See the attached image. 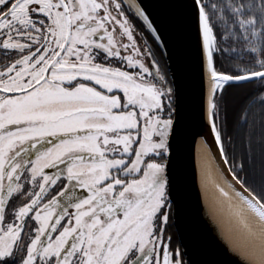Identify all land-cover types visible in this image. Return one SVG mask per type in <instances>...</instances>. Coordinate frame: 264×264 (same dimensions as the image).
I'll return each mask as SVG.
<instances>
[{
	"label": "snow or ice",
	"instance_id": "obj_1",
	"mask_svg": "<svg viewBox=\"0 0 264 264\" xmlns=\"http://www.w3.org/2000/svg\"><path fill=\"white\" fill-rule=\"evenodd\" d=\"M160 7L0 0V264H213L183 228L197 137L264 240V0Z\"/></svg>",
	"mask_w": 264,
	"mask_h": 264
},
{
	"label": "water",
	"instance_id": "obj_2",
	"mask_svg": "<svg viewBox=\"0 0 264 264\" xmlns=\"http://www.w3.org/2000/svg\"><path fill=\"white\" fill-rule=\"evenodd\" d=\"M130 2H136V0H130ZM164 2L165 0H145L150 8L160 12L166 11L160 7ZM176 54L182 59L184 65L182 84L185 120L189 127L195 130L203 86L196 56L194 33H190L184 39ZM196 141L184 144V167L191 180V204L183 220L186 234L195 241L197 248L213 264H264V254L260 251L262 247L256 241L260 240L252 239L247 235L248 229L245 223L243 221H239L240 225L234 221L232 223L213 195L210 198L215 200L217 208L213 202L206 199L198 175ZM206 146L217 174L228 186L224 173L209 150V146L207 144ZM218 210L224 215L219 214ZM224 216L225 221H223Z\"/></svg>",
	"mask_w": 264,
	"mask_h": 264
},
{
	"label": "bare ground",
	"instance_id": "obj_3",
	"mask_svg": "<svg viewBox=\"0 0 264 264\" xmlns=\"http://www.w3.org/2000/svg\"><path fill=\"white\" fill-rule=\"evenodd\" d=\"M196 150H197L196 160L198 167V175L200 177V181L202 183V187L206 199L213 202L215 204V208H217L218 205H216L215 200H211L210 198L211 195H213L216 198L218 204L221 205V209L226 215V217L229 220H231L232 223L236 222L237 224L240 225L239 221H243L246 225V228L248 229L249 228L248 218L241 214L237 201L234 198L230 199L228 197H224L220 193L218 185H222L225 188H228V186L222 180V178L217 174L215 167L211 161V157L209 155L207 146L204 143V141L200 138H197ZM218 212L219 214H223L220 210H218ZM226 217L223 221L226 220ZM243 228L245 230V227ZM247 235H249L248 230H247ZM256 241L262 247V249L260 248L259 249L264 254V240H260V241L256 240Z\"/></svg>",
	"mask_w": 264,
	"mask_h": 264
}]
</instances>
